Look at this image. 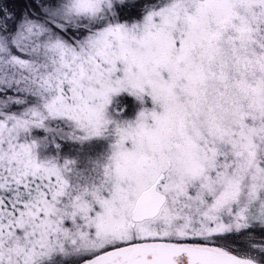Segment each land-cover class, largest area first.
<instances>
[{"label": "snow or ice", "instance_id": "6c2138e0", "mask_svg": "<svg viewBox=\"0 0 264 264\" xmlns=\"http://www.w3.org/2000/svg\"><path fill=\"white\" fill-rule=\"evenodd\" d=\"M0 264H264V0H0Z\"/></svg>", "mask_w": 264, "mask_h": 264}]
</instances>
